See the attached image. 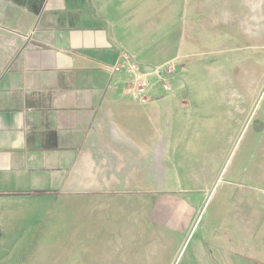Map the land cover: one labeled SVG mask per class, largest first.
I'll return each mask as SVG.
<instances>
[{
	"label": "crops",
	"instance_id": "0c3cea01",
	"mask_svg": "<svg viewBox=\"0 0 264 264\" xmlns=\"http://www.w3.org/2000/svg\"><path fill=\"white\" fill-rule=\"evenodd\" d=\"M177 6L172 0H0V264H11L13 234L25 240L37 210L45 208L43 199L59 193L91 191L97 183L105 190L109 183L155 186L162 181L167 190L175 185V192L185 193L180 196L185 213L197 211L194 199L200 193L191 184L215 179L228 142L218 156H210L214 131H230L237 108L220 110L223 100L214 92L190 93L179 77L193 56L188 49L201 36L187 25L178 33L171 27ZM218 22L211 16L209 26ZM172 32L182 39L179 54L144 60L164 51L154 50L156 35ZM124 52L147 73L172 61L174 92H163L151 76L150 102L135 104L124 88L125 77L109 71ZM202 117L211 119V136L204 143ZM259 118L264 133V113ZM258 165L264 169V160ZM190 166L196 167L195 176ZM234 172L227 169L233 180L241 179ZM182 182L188 183L185 189ZM224 195L238 208L227 222H218L225 229L209 224L202 230L200 255L214 264H236V259L264 264V233H257L259 242L253 245L251 213L239 203L244 194ZM52 209L61 215L57 205ZM173 224L177 228L171 231L182 234V224Z\"/></svg>",
	"mask_w": 264,
	"mask_h": 264
},
{
	"label": "rangeland",
	"instance_id": "374dc122",
	"mask_svg": "<svg viewBox=\"0 0 264 264\" xmlns=\"http://www.w3.org/2000/svg\"><path fill=\"white\" fill-rule=\"evenodd\" d=\"M176 4L180 6L171 27L178 33L187 25L189 32L201 36L196 47L188 49L193 56L183 64L187 71H179V77L188 82L190 93L212 91L223 100L219 106L237 108L231 130L216 127L214 131L217 137L210 156H218L228 142L215 179L191 184L200 193L194 199L197 211L185 213V197L180 198L185 193L175 192V185L167 190L162 181L155 186L142 181L109 183L105 190L97 183L91 191L59 193L43 199L45 208L37 210V222L28 225L25 240L13 234L11 264H214L207 254L200 255L199 242L207 225L225 229L218 222H227L237 210L238 203L233 206L225 192L244 194L245 201L239 198V203L251 213L253 245L258 244L257 233H264V169L258 165L264 160V133L259 131V116L264 113V0H172ZM211 16L214 21L219 18L218 24L209 26ZM161 34L152 42L155 51H164L144 58L148 63L179 54L182 39L173 38V32ZM196 81L200 85H194ZM244 109L251 111L248 117L239 116ZM210 120L201 118L202 143L211 136ZM189 168L195 176L196 167ZM228 168L241 179L233 180ZM256 176L260 178L255 180ZM185 184L180 183L182 189ZM166 201L172 204L163 206ZM53 205L61 208V215H55ZM172 222L182 224V234L171 231L177 228ZM243 261L236 259V264Z\"/></svg>",
	"mask_w": 264,
	"mask_h": 264
},
{
	"label": "built area",
	"instance_id": "2783aa9c",
	"mask_svg": "<svg viewBox=\"0 0 264 264\" xmlns=\"http://www.w3.org/2000/svg\"><path fill=\"white\" fill-rule=\"evenodd\" d=\"M175 65L172 61L160 66L152 67L150 73L141 69L136 58L127 53H122L118 61L109 68L113 74H122L125 77L124 88L127 90L132 101L138 105H146L150 102V92L155 84L150 80L153 76L156 84L165 93H173V79L175 78Z\"/></svg>",
	"mask_w": 264,
	"mask_h": 264
}]
</instances>
